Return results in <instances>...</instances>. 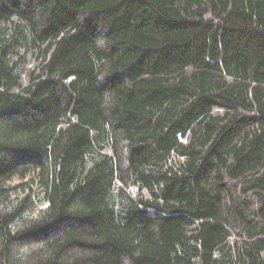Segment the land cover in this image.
<instances>
[{"label":"trees","instance_id":"trees-1","mask_svg":"<svg viewBox=\"0 0 264 264\" xmlns=\"http://www.w3.org/2000/svg\"><path fill=\"white\" fill-rule=\"evenodd\" d=\"M0 264H264V0H0Z\"/></svg>","mask_w":264,"mask_h":264}]
</instances>
